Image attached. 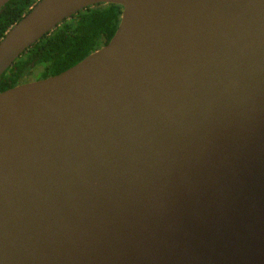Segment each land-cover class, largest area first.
Masks as SVG:
<instances>
[{"label":"water","instance_id":"1","mask_svg":"<svg viewBox=\"0 0 264 264\" xmlns=\"http://www.w3.org/2000/svg\"><path fill=\"white\" fill-rule=\"evenodd\" d=\"M100 4L106 45L0 93V264H264V0H38L0 78Z\"/></svg>","mask_w":264,"mask_h":264},{"label":"trees","instance_id":"2","mask_svg":"<svg viewBox=\"0 0 264 264\" xmlns=\"http://www.w3.org/2000/svg\"><path fill=\"white\" fill-rule=\"evenodd\" d=\"M38 0H11L0 10V41ZM117 4L90 7L73 16L24 52L0 78V93L58 75L107 44L120 23ZM102 39L105 41L102 42Z\"/></svg>","mask_w":264,"mask_h":264},{"label":"flooded vegetation","instance_id":"3","mask_svg":"<svg viewBox=\"0 0 264 264\" xmlns=\"http://www.w3.org/2000/svg\"><path fill=\"white\" fill-rule=\"evenodd\" d=\"M106 5H109V4H100V5H96V6H106ZM93 7H95V6H93ZM90 8V7H89ZM88 9V8H87ZM86 10V9H85ZM84 11V10H83ZM72 19V18H71ZM70 19V20H71ZM103 41H105V39H102V44H103ZM106 45V44H105ZM104 45H102L101 47H103Z\"/></svg>","mask_w":264,"mask_h":264}]
</instances>
